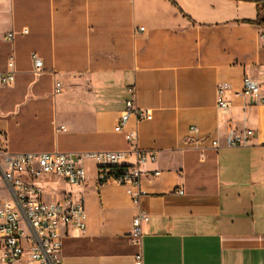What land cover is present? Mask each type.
Masks as SVG:
<instances>
[{
	"label": "crops",
	"instance_id": "crops-1",
	"mask_svg": "<svg viewBox=\"0 0 264 264\" xmlns=\"http://www.w3.org/2000/svg\"><path fill=\"white\" fill-rule=\"evenodd\" d=\"M257 19L256 4L238 0H0V73L11 60L15 70L0 88V150L123 152L132 167L137 156L115 131L130 89L153 115L124 129L157 157L141 167L139 204L99 184L93 160L84 187L39 181L46 202L82 200L88 215L85 234L62 229V264H133L139 212L144 264H264V106L243 95L246 77L264 85ZM246 129L248 146H226L230 130ZM0 199L12 200L1 174Z\"/></svg>",
	"mask_w": 264,
	"mask_h": 264
},
{
	"label": "built area",
	"instance_id": "built-area-1",
	"mask_svg": "<svg viewBox=\"0 0 264 264\" xmlns=\"http://www.w3.org/2000/svg\"><path fill=\"white\" fill-rule=\"evenodd\" d=\"M144 31V29H141ZM27 34L28 31L23 32ZM14 33L8 35L9 41H14ZM35 69L41 71L42 61L34 56ZM10 71L0 73V88L12 86L15 83L14 62L11 60ZM56 93H61V84L56 85ZM223 89H219V95ZM132 98L126 103V110L117 125V133L126 134L131 151L137 156V163L125 168L121 174L123 152L87 153L82 155L64 153L17 154L0 150V174L10 189L11 201L0 199V264H62L63 228H75L82 234L87 231L88 215L82 200L66 198L60 202H46L44 188L39 181L47 178L60 179L70 186L84 187L87 182L84 164L87 160L97 163V181L101 185H117L127 189L133 203L139 204L143 195L140 184L141 167L147 163H155L154 154L138 149L137 137L125 132V127L131 117L137 121L152 120L150 111L138 109L135 104V90L130 89ZM243 95L251 97L257 105L264 106V85L246 77L243 82ZM220 109L227 111L230 107L223 100ZM193 133H198L197 127H192ZM254 131L246 129L241 133L230 130L226 136L228 148L244 147L251 143ZM212 146L219 148L218 142ZM155 173V177L160 176ZM182 193V192H181ZM148 216L139 212L132 223L131 243L138 248L133 264H144L143 225Z\"/></svg>",
	"mask_w": 264,
	"mask_h": 264
},
{
	"label": "trees",
	"instance_id": "trees-1",
	"mask_svg": "<svg viewBox=\"0 0 264 264\" xmlns=\"http://www.w3.org/2000/svg\"><path fill=\"white\" fill-rule=\"evenodd\" d=\"M238 1H245V2L255 3L256 6H257V9H258V19H257L256 23H258L260 25H264V0H238ZM125 168H127V167L125 166V167H122L121 169H118L116 171V173L121 174V172Z\"/></svg>",
	"mask_w": 264,
	"mask_h": 264
},
{
	"label": "rangeland",
	"instance_id": "rangeland-1",
	"mask_svg": "<svg viewBox=\"0 0 264 264\" xmlns=\"http://www.w3.org/2000/svg\"><path fill=\"white\" fill-rule=\"evenodd\" d=\"M47 197H48V195H45V197H44V198L46 199Z\"/></svg>",
	"mask_w": 264,
	"mask_h": 264
}]
</instances>
